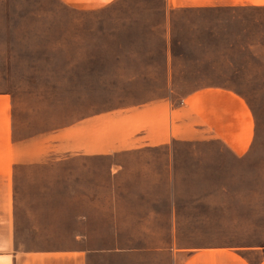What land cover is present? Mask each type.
Returning a JSON list of instances; mask_svg holds the SVG:
<instances>
[{
    "label": "rangeland",
    "instance_id": "374dc122",
    "mask_svg": "<svg viewBox=\"0 0 264 264\" xmlns=\"http://www.w3.org/2000/svg\"><path fill=\"white\" fill-rule=\"evenodd\" d=\"M162 3L124 0L115 8L81 12L58 0H0V96L10 109L14 137L53 131L94 107L169 90L178 98L203 87L228 88L245 100L256 121L247 157L236 159L218 141L176 142L172 152L147 158L151 168L124 161L122 178L137 171L156 173L165 178L153 186L157 194H166L169 177L175 179L184 217L205 221L199 231L180 234L181 246H264V61L242 68L243 46H248L243 32L257 33L259 26L252 23L257 15L180 10L165 22ZM250 37L249 45L262 52L264 34ZM4 155L12 160L10 151ZM111 169L121 170L111 158L86 161L71 156H49L44 164L14 168L17 246L75 247L77 217L88 208L79 199L77 179L93 172L101 182L100 207L107 209ZM201 199L203 204L193 210ZM97 219L101 244L108 247V218ZM127 235L134 240L140 234H122L123 244ZM259 259L263 262V252L255 255V263ZM136 260L107 255L96 264H138Z\"/></svg>",
    "mask_w": 264,
    "mask_h": 264
},
{
    "label": "crops",
    "instance_id": "0c3cea01",
    "mask_svg": "<svg viewBox=\"0 0 264 264\" xmlns=\"http://www.w3.org/2000/svg\"><path fill=\"white\" fill-rule=\"evenodd\" d=\"M58 1L74 11L94 12L118 7L124 0ZM258 8H264V0H163L161 5L165 22L172 12L180 10ZM165 52H169L168 48ZM10 115L5 98L0 96V264H96L107 255L138 258V264H264L261 259L255 263V255L264 253L261 247L181 246L180 234L199 231L205 221L195 216L184 217L175 179L169 177L166 194H157L153 186L162 184L165 178L156 173L147 176L146 170L137 171L131 178H122L126 170L124 161L133 160L151 168L153 162L147 158L154 153L172 152L176 142L218 141L236 159L247 157L256 121L248 104L236 92L209 86L177 98L169 90L146 99L94 107L58 129L26 139L14 137ZM8 151L11 161L5 159ZM49 156L86 161L111 158L121 170L110 171L107 209L100 207L104 197L101 182L93 172L91 177H78L79 199L86 201L88 208L78 214L72 236L75 247L23 249L16 242L12 170L22 164H44ZM202 202L196 200L193 210H198ZM100 216L108 218V247L102 246L99 238ZM130 233L140 235L134 238L136 242L127 235L123 244L122 234ZM159 236L162 242H154Z\"/></svg>",
    "mask_w": 264,
    "mask_h": 264
},
{
    "label": "trees",
    "instance_id": "16d2710c",
    "mask_svg": "<svg viewBox=\"0 0 264 264\" xmlns=\"http://www.w3.org/2000/svg\"><path fill=\"white\" fill-rule=\"evenodd\" d=\"M245 11H253L256 13V17L254 18V20H252V23H256V25H258V29H257V33L254 32L252 34V32H243L245 33L247 36H245V40L247 41L246 44L248 45L247 48L246 46H243V65L242 68H251L253 67L255 64L257 63H263L264 61V49L263 51H258L257 48L253 45H249V41H253V40H249L251 39L250 36L252 37H256V35H258V32L261 34H264V8H258V9H246V10H232L230 12L234 13H244ZM242 24L244 25V15L242 16ZM245 30V29H244ZM243 30V31H244ZM264 47V46H263ZM264 249V246H261Z\"/></svg>",
    "mask_w": 264,
    "mask_h": 264
}]
</instances>
